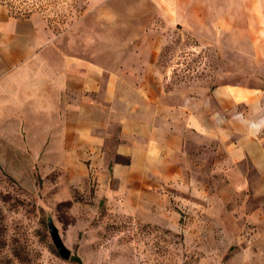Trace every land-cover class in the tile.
<instances>
[{
    "label": "crops",
    "instance_id": "0c3cea01",
    "mask_svg": "<svg viewBox=\"0 0 264 264\" xmlns=\"http://www.w3.org/2000/svg\"><path fill=\"white\" fill-rule=\"evenodd\" d=\"M111 1L89 0L88 10ZM151 1L181 35L221 54L230 70L221 89L164 91L161 28L144 30L154 42L131 47L136 62H102L94 57L100 46L59 39L94 34H55L40 13L16 15L0 4V102H12L1 115L75 134L66 147L106 168L99 181L117 184L103 191L121 211H132L135 191L147 213L170 212L172 197L218 227L242 223L264 237V0ZM133 69L141 70L136 81Z\"/></svg>",
    "mask_w": 264,
    "mask_h": 264
},
{
    "label": "rangeland",
    "instance_id": "374dc122",
    "mask_svg": "<svg viewBox=\"0 0 264 264\" xmlns=\"http://www.w3.org/2000/svg\"><path fill=\"white\" fill-rule=\"evenodd\" d=\"M88 2L0 0L16 15L40 13L55 34L66 29L94 34L59 39L100 46L94 57L102 62H136L139 53L131 47L154 42L156 37L144 30L161 28L166 38L159 71L165 92L222 88L230 70L223 67L221 54L181 35L151 0H113L95 11L88 10ZM107 47L117 50L106 52ZM132 71L136 81L141 70ZM133 100L141 104L135 86ZM3 103L4 113L12 112L11 101L0 102V264H264V237L242 223L218 227L203 211L190 213L182 200L171 197L170 212L147 213L137 207L144 198L135 191L128 198L132 211H121L116 198L103 191L117 184L99 181L106 168L84 157L83 150L66 147L75 134L62 133L58 123L52 132H43L40 118L33 116L19 125L1 115ZM258 118L264 122V113ZM49 217L71 251L68 259L52 242Z\"/></svg>",
    "mask_w": 264,
    "mask_h": 264
},
{
    "label": "water",
    "instance_id": "95a60500",
    "mask_svg": "<svg viewBox=\"0 0 264 264\" xmlns=\"http://www.w3.org/2000/svg\"><path fill=\"white\" fill-rule=\"evenodd\" d=\"M47 226H48V231L50 233L52 242L55 245L60 256L63 257L64 259L70 258L71 251L64 245L62 239L60 238L58 228L56 227L52 218L50 217L47 220Z\"/></svg>",
    "mask_w": 264,
    "mask_h": 264
},
{
    "label": "trees",
    "instance_id": "16d2710c",
    "mask_svg": "<svg viewBox=\"0 0 264 264\" xmlns=\"http://www.w3.org/2000/svg\"><path fill=\"white\" fill-rule=\"evenodd\" d=\"M72 259L76 260L77 262H80V258H79V257H77V256H73V258H72Z\"/></svg>",
    "mask_w": 264,
    "mask_h": 264
}]
</instances>
